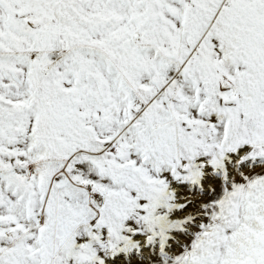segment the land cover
<instances>
[{"label": "snow or ice", "instance_id": "6c2138e0", "mask_svg": "<svg viewBox=\"0 0 264 264\" xmlns=\"http://www.w3.org/2000/svg\"><path fill=\"white\" fill-rule=\"evenodd\" d=\"M0 264H264V0H0Z\"/></svg>", "mask_w": 264, "mask_h": 264}]
</instances>
